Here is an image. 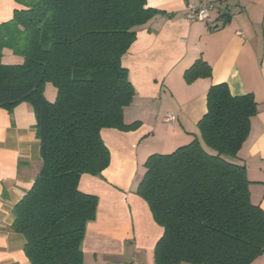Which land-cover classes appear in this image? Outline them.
I'll use <instances>...</instances> for the list:
<instances>
[{"label": "trees", "instance_id": "trees-1", "mask_svg": "<svg viewBox=\"0 0 264 264\" xmlns=\"http://www.w3.org/2000/svg\"><path fill=\"white\" fill-rule=\"evenodd\" d=\"M16 2L12 19L0 23V107L33 106L42 168L13 208V229L24 236L31 264H84L82 244L99 199L79 182L110 164L103 129L141 124L124 121L135 88L122 58L159 11L147 0ZM6 49L22 61L5 63ZM210 74L199 60L184 76ZM48 83L57 90L53 101ZM257 112L252 93L212 85L200 137L147 158L137 194L163 228L155 264H251L263 254L264 210L251 201L246 167L231 160Z\"/></svg>", "mask_w": 264, "mask_h": 264}, {"label": "crops", "instance_id": "crops-1", "mask_svg": "<svg viewBox=\"0 0 264 264\" xmlns=\"http://www.w3.org/2000/svg\"><path fill=\"white\" fill-rule=\"evenodd\" d=\"M189 1L196 0H147L159 13L138 28L122 58L135 88L124 121L141 124L131 131L103 129L110 164L100 176L84 174L80 179V190L99 199L82 244L84 264H155L163 228L137 194L144 164L154 153H170L200 137L198 123L215 84L227 83L235 96L252 93L257 102L250 133L231 160L246 167L251 201L264 210V0L216 3L211 12L220 25L216 30L187 21ZM17 7L16 0H0V23L12 19ZM11 58L13 52L4 50L3 61L12 63ZM199 60L210 66V76L187 81L185 71ZM51 85L45 86V96ZM167 115L176 122H167ZM35 124L29 102L12 110L0 107V264H31L24 236L13 229V208L42 168ZM251 264H264V252Z\"/></svg>", "mask_w": 264, "mask_h": 264}, {"label": "built area", "instance_id": "built-area-1", "mask_svg": "<svg viewBox=\"0 0 264 264\" xmlns=\"http://www.w3.org/2000/svg\"><path fill=\"white\" fill-rule=\"evenodd\" d=\"M222 0H196L189 1L186 4L185 16L188 22H204L211 30H216L220 27L219 23L213 19L212 10L215 8L216 3ZM166 121L170 123L176 122L174 115H167ZM133 264H141L134 261Z\"/></svg>", "mask_w": 264, "mask_h": 264}, {"label": "rangeland", "instance_id": "rangeland-1", "mask_svg": "<svg viewBox=\"0 0 264 264\" xmlns=\"http://www.w3.org/2000/svg\"><path fill=\"white\" fill-rule=\"evenodd\" d=\"M13 57H15V59L14 58H11L13 60L12 63H20L22 61V58L21 57H18V56L14 55V54H13ZM6 60H8L7 57H6ZM49 87H50L49 89H51V91H48V89H47V91H46V96L47 97L46 98L48 100L53 101L54 100L53 99L54 98V95H56V92L57 91H56V88L53 85H51Z\"/></svg>", "mask_w": 264, "mask_h": 264}]
</instances>
